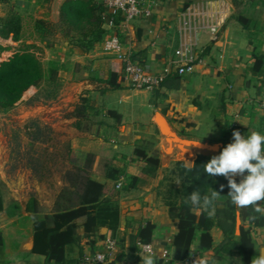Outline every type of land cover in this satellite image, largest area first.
Listing matches in <instances>:
<instances>
[{
    "label": "crops",
    "instance_id": "0c3cea01",
    "mask_svg": "<svg viewBox=\"0 0 264 264\" xmlns=\"http://www.w3.org/2000/svg\"><path fill=\"white\" fill-rule=\"evenodd\" d=\"M65 1L0 0V18L18 14L27 20L33 15L36 22L59 24ZM146 2L150 16H142L128 24L121 18L117 24H105L101 42L90 52H81L59 35L60 42L50 49L47 67L48 71L51 68L56 71L54 80L48 78L49 83L57 92L69 90V96L62 98L59 94L53 107H45L44 113L55 112L58 116L73 111L83 92H88L102 111L101 115L93 117V124L86 131L89 133L73 128L74 119L61 121L70 128L75 152L85 157L96 155L101 169L94 179L112 186V198L121 210L120 226L116 236L106 229H101L99 235L124 243L127 264H141L132 238L149 222L156 225L152 242L158 248L171 246V259L167 263L174 260L177 228L169 216L168 200L172 188H182V180L175 170L179 163L186 168L191 167L188 161L196 164L203 153L194 147L181 148L167 139L158 125L159 115L180 138L210 146L222 145L219 151L204 152L209 157L219 155L232 140L224 119L216 113L223 100L234 124L264 134V111L260 108L264 91V0ZM240 18L247 20V26ZM116 35L124 40L133 60L152 72L161 73L170 66L176 68L178 63H186L191 58L196 60L195 71L168 79L166 86L155 91L136 90L126 83L123 89L105 91L106 84L99 80L106 79L110 72L123 77V62L103 48V42ZM0 40L3 39L0 37ZM258 61L261 64H257ZM110 110L122 116L120 123L107 118L106 112ZM142 144H149V154L158 155L161 165L154 179L142 180L131 189L126 185L127 176L137 175L145 167V162L135 156L137 146ZM108 159L122 173L116 181L106 178L104 163ZM235 177L243 179L239 175ZM0 181L9 185L6 175H1ZM0 197L3 200L0 233L5 241L0 264H45V257L32 253L33 222L27 226L31 214L26 207H22L20 213H10L1 190ZM80 235L81 243L67 248L69 260H79L85 254L103 249V240L97 239L96 245L91 246L83 229ZM213 236L215 246H219L224 239L223 233L214 228ZM259 240L263 248L264 229L259 231ZM231 256L221 261L216 259L213 264H243L238 253Z\"/></svg>",
    "mask_w": 264,
    "mask_h": 264
},
{
    "label": "trees",
    "instance_id": "16d2710c",
    "mask_svg": "<svg viewBox=\"0 0 264 264\" xmlns=\"http://www.w3.org/2000/svg\"><path fill=\"white\" fill-rule=\"evenodd\" d=\"M120 18L123 19L115 17L114 23H119ZM108 20L107 10L100 0H66L61 7L59 24L40 20L36 29L44 38L59 31L70 45L86 53L95 49L101 42ZM240 21L247 26L246 19L240 18ZM22 29V18L18 14L0 18L1 38L6 40L12 38L18 42L22 37ZM34 49H37L36 45H26L8 61L0 64V110L13 108L25 92L32 87H39L45 80L41 59ZM6 50H8L6 47L0 45V53ZM257 64L261 62L258 61ZM49 71L52 74L50 80H54L55 69L51 68ZM180 77L176 71H172L161 88L166 86L168 79ZM99 82L106 84L105 91L123 89L125 83L123 77L116 72H110L106 79ZM216 113L224 119L229 134L232 135L233 131L238 130L247 137L251 133L250 129L238 126L229 119V108L225 100ZM101 114L102 111L95 101L88 92H85L70 116L76 120L74 126L77 130L87 131L93 124V117ZM106 116L119 123L122 120V116L115 111L106 112ZM148 150L149 144L137 146L135 156L145 162V167L137 175L127 176L128 188H135L140 181L152 180L157 176L161 165L159 156L150 155ZM211 158L200 156L191 171L183 163L177 165L175 174L182 180V188H172L168 200L169 216L177 228L174 238V260L167 263L158 258L157 264H185L192 256L195 259H207L208 264H213L216 259L222 260L235 252L239 254L243 264H251L253 257L259 254L262 245L259 231L264 229V215L256 213L251 207L238 209L230 202L227 196L229 191L227 179L224 176L209 177L204 173L203 165ZM96 162V155L88 154L84 164L75 165L73 171L67 172L68 185L60 192L53 213L42 214L36 198H31L28 202L26 211L31 214L30 220L34 229L32 253L45 257V264H82L84 256L79 260L67 258V248L81 243V229L84 230L85 238L91 246L96 245L97 239L103 241L106 239L105 236L99 235L101 229L111 231L113 236H116L121 222L120 206L112 198L111 184L94 179ZM104 167L109 181H116L122 176L112 160H106ZM234 178L237 183L241 181ZM221 185L225 186L223 191H220ZM212 189L220 192L215 201L216 213L213 217H208L202 210L196 212V209L185 202L193 190H199L203 196L210 194ZM259 203L264 204V201ZM238 215L242 222L240 234H237ZM214 228H218L224 236L219 246H215ZM155 230L156 225L152 222L141 227L132 238L134 249L139 250L138 242L151 243ZM118 242L120 249L109 257L108 264H127L124 243ZM4 246L5 241L0 233V252Z\"/></svg>",
    "mask_w": 264,
    "mask_h": 264
},
{
    "label": "rangeland",
    "instance_id": "374dc122",
    "mask_svg": "<svg viewBox=\"0 0 264 264\" xmlns=\"http://www.w3.org/2000/svg\"><path fill=\"white\" fill-rule=\"evenodd\" d=\"M34 18L32 15L27 20L22 19V24L25 22L20 41L15 42L12 38L0 40V45L8 49L0 53V64L26 45H36L37 49L34 50L41 59L46 77L39 87H32L25 92L13 108L0 110V176L6 175L9 180V185L0 183V190L6 198L9 212L13 214L27 207L31 198L38 200L42 214L53 213L60 192L68 185L67 172L73 171L75 165L84 164L86 158L74 151L70 128L61 121L74 119L70 115L85 92L77 99L73 111L58 116L55 112L53 115L44 113L45 107H53L59 94L62 98L69 96V90L57 92L53 88L48 81L52 74L47 70L50 49L60 42V36H64L57 31L44 38L37 32L38 21ZM72 127L75 128L74 124ZM97 164L94 175L99 174L101 169ZM31 223L30 220L27 226ZM23 225L26 226L25 223Z\"/></svg>",
    "mask_w": 264,
    "mask_h": 264
},
{
    "label": "clouds",
    "instance_id": "9594fccd",
    "mask_svg": "<svg viewBox=\"0 0 264 264\" xmlns=\"http://www.w3.org/2000/svg\"><path fill=\"white\" fill-rule=\"evenodd\" d=\"M232 140L233 142L228 143L219 155L213 156L203 165L204 173L209 177L224 176L227 179V196L236 208L251 207L256 213L264 215V204L259 203L264 201V134L252 131L245 137L236 130L232 133ZM196 146H200V142ZM188 162L191 165L188 170L191 171L196 165ZM237 175L243 177L239 183L234 178ZM179 183L177 180V184ZM224 187L221 185L220 191H223ZM219 196L220 192L213 189L210 194L203 196L199 190H193L185 202L193 209L202 210L208 217H213L216 213L215 201ZM138 247L140 251L137 255L141 257V264H155L151 245L138 242ZM193 264H208V261L198 258ZM251 264H264V250L253 257Z\"/></svg>",
    "mask_w": 264,
    "mask_h": 264
},
{
    "label": "built area",
    "instance_id": "2783aa9c",
    "mask_svg": "<svg viewBox=\"0 0 264 264\" xmlns=\"http://www.w3.org/2000/svg\"><path fill=\"white\" fill-rule=\"evenodd\" d=\"M102 2L109 16L108 23L111 25L115 24V17H122L124 23L128 24L142 16H150L146 0H102ZM103 48L107 54L115 56L123 62L124 82L136 90H158L172 71H176L182 76L192 74L196 68V60L191 58L186 63H178L176 68L170 66L161 73L152 72L145 65L133 60L130 50L119 35L105 40ZM260 108L264 111V91L260 99ZM144 245H151L155 259L160 258L166 262L170 261L171 246L163 245V247L158 248L153 242ZM119 249L117 239L113 237L106 238L103 241V249L93 254H85L82 264H108L109 257L113 256ZM194 260L195 258L192 256L185 264H193Z\"/></svg>",
    "mask_w": 264,
    "mask_h": 264
},
{
    "label": "water",
    "instance_id": "95a60500",
    "mask_svg": "<svg viewBox=\"0 0 264 264\" xmlns=\"http://www.w3.org/2000/svg\"><path fill=\"white\" fill-rule=\"evenodd\" d=\"M157 122H158L160 129H161L162 134L167 139H171V141H174V143L177 146H180L181 148L194 147L196 149H199L203 152L201 154V156H207V154L204 152L219 151V149L222 147V145H218V144L214 145V146H210L208 144H203L201 142H200V146H196L199 143L198 141H192V140L180 138L179 136H177V134L169 128L168 124L166 123L165 119L162 116H160V115L158 116ZM207 157H209V156H207ZM241 224H242L241 218H240V215H238L237 234H240ZM261 250H264V247L261 248L260 251Z\"/></svg>",
    "mask_w": 264,
    "mask_h": 264
}]
</instances>
